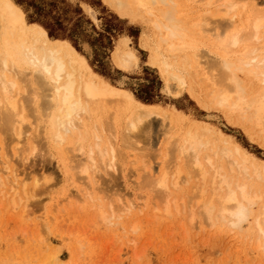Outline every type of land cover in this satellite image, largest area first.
<instances>
[{
	"label": "bare ground",
	"instance_id": "6f19581e",
	"mask_svg": "<svg viewBox=\"0 0 264 264\" xmlns=\"http://www.w3.org/2000/svg\"><path fill=\"white\" fill-rule=\"evenodd\" d=\"M105 1L122 17H145L152 62L170 95L187 93L208 118L220 111L264 145V8L243 0ZM113 58L120 69L137 64L129 50ZM152 118L166 123L152 155L160 156L157 169L133 140L153 129ZM10 154L57 158L80 198L96 195L102 178L127 160L136 165V189L156 200L155 213H178L184 221L186 210L191 225L205 220L264 252V162L206 124L136 101L101 80L69 43L26 23L12 0H0V191L6 188L11 208L25 214L47 180L17 171ZM119 201L98 206L94 215L110 222L139 207L128 195Z\"/></svg>",
	"mask_w": 264,
	"mask_h": 264
},
{
	"label": "rangeland",
	"instance_id": "374dc122",
	"mask_svg": "<svg viewBox=\"0 0 264 264\" xmlns=\"http://www.w3.org/2000/svg\"><path fill=\"white\" fill-rule=\"evenodd\" d=\"M243 1L264 8V0ZM12 2L20 7L26 23L37 24L51 38L69 43L101 80L125 90L136 101L206 124L237 143L257 164L264 162V145L243 127L230 123L220 111H209L208 118V112L187 93L178 97L168 93L164 73L152 62L154 40L142 14L135 19L122 17L105 0ZM143 34L149 39L143 41ZM128 50L137 59L136 67L120 69L114 54ZM150 121L153 129L133 140L137 153L157 169L160 156L155 159L152 155L159 153L166 123L156 118ZM10 155L17 171L31 172L40 183H47L25 214L11 208L13 195L5 194L6 188L0 191V264H41L44 258H48L45 264H264V252L254 249L247 238L217 225L209 227L202 219L191 225L186 210L184 221L178 213H155L156 200L136 189V165L127 160L123 170L102 178L96 195L80 198L57 158L24 161ZM122 195L131 196L139 207L116 214L110 222L94 215L98 206L118 204ZM56 248V259L50 260Z\"/></svg>",
	"mask_w": 264,
	"mask_h": 264
},
{
	"label": "trees",
	"instance_id": "16d2710c",
	"mask_svg": "<svg viewBox=\"0 0 264 264\" xmlns=\"http://www.w3.org/2000/svg\"><path fill=\"white\" fill-rule=\"evenodd\" d=\"M47 32V31H46ZM48 35V34H47ZM49 36V35H48ZM49 37H52V36H49ZM54 39H59V38H54Z\"/></svg>",
	"mask_w": 264,
	"mask_h": 264
}]
</instances>
